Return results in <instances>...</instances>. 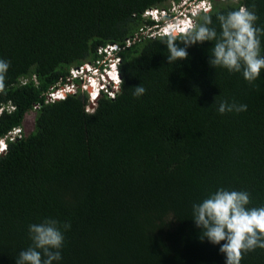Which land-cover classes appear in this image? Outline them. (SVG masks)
<instances>
[{
  "label": "trees",
  "instance_id": "16d2710c",
  "mask_svg": "<svg viewBox=\"0 0 264 264\" xmlns=\"http://www.w3.org/2000/svg\"><path fill=\"white\" fill-rule=\"evenodd\" d=\"M169 1L180 0H0V60L9 63L0 79V264H14L31 244L28 225L44 218L71 225L60 264H225L219 245L201 239L192 205L226 188L264 206V73L249 84L214 70L209 43L169 65L167 36L153 37L157 22L145 16ZM209 1L193 22L245 5L264 26V0ZM109 46L121 77L114 99L104 94L87 111L78 87L47 101L72 67L105 61ZM139 85L146 93L135 98ZM225 100L247 111L218 114ZM240 264H264V249Z\"/></svg>",
  "mask_w": 264,
  "mask_h": 264
},
{
  "label": "clouds",
  "instance_id": "9594fccd",
  "mask_svg": "<svg viewBox=\"0 0 264 264\" xmlns=\"http://www.w3.org/2000/svg\"><path fill=\"white\" fill-rule=\"evenodd\" d=\"M205 1L202 0L192 6L184 4L177 7L171 12L172 15L176 13L175 17L165 22L162 19L167 17L169 9L157 16H153L152 13L145 14L157 22L153 36L160 34L167 36L163 43L167 49L168 64L174 65L178 61L186 60L188 47L209 43L211 48L208 64L211 68L214 70L219 68L229 74H239L249 84L260 80L261 73H264V26L258 23L259 16L254 6L249 8L241 5L234 10L217 12L215 21L211 15L205 14L200 16L199 22H193L194 17L203 11V8L199 9L198 6L205 4ZM179 8H183L185 13L176 12ZM178 16H186L187 24L188 21H192L185 32H178L175 28L169 30L167 34L161 32L160 28L165 23H175ZM178 34L184 36L178 37ZM181 44L183 46H180ZM110 47L112 55L110 54L99 66L90 63L93 64V69L85 71V81L89 87L85 92L90 103L87 111H91L96 100L105 94L103 89H99L101 84L107 87V91L114 90V84L119 89L121 83L119 59L115 55L118 48L117 46L107 48ZM8 68L9 63L0 60V79ZM94 68L98 69V73L94 72ZM104 70L112 72L105 75L106 81L101 78ZM77 84L80 85L78 80ZM92 90L93 95L95 94L93 99L92 93L90 94ZM145 93L146 89L139 85L134 88L133 96L140 98ZM217 111L221 115L233 112L239 114L247 111V105L225 100L219 103ZM5 151L6 143L2 140L0 154ZM250 203V193L247 191L218 188L199 203L192 205L191 220L195 227L201 230V239L207 240L213 246L219 245V252L225 257V264H240L242 254L258 248L264 249V206L249 207ZM70 228V223L62 224L53 218H44L38 223L29 224L27 232L31 244L19 252L14 264H60L64 234Z\"/></svg>",
  "mask_w": 264,
  "mask_h": 264
},
{
  "label": "built area",
  "instance_id": "2783aa9c",
  "mask_svg": "<svg viewBox=\"0 0 264 264\" xmlns=\"http://www.w3.org/2000/svg\"><path fill=\"white\" fill-rule=\"evenodd\" d=\"M203 5H205V4H200L199 6H198V8L199 9H201V8H203V11L204 12H207L208 10H209V8H204L203 7ZM190 22V23H189ZM188 24H192V21H188ZM187 24V25H188ZM189 28V27H188ZM187 28V29H188ZM186 29V30H187ZM175 30H177V31H179V29H175ZM181 32H183V31H181ZM114 47H116V46H114ZM106 53H107V55L108 56H110L109 54H110V51H111V47L108 49V48H106ZM101 62L102 61H99V62H95V66H99L100 64H101ZM87 69H93V64H90V63H84V64H82L81 66H78V67H75V68H72V69H70V71H69V76H68V78H67V84H64V85H61V86H59V87H57L56 89H54V90H52V91H50V93L48 94V96H47V100L49 101V102H53V101H56V100H58V99H64L67 95H73V94H75L76 92H77V89H78V87L79 88H81L82 90H84V91H87L88 89H89V87H88V84H87V82L85 81L86 80V76H85V71L87 70ZM94 72L95 73H98V69L97 68H94ZM112 74V72L111 71H105L104 70V73L102 74V76H101V78L104 80V81H106V77H105V75L106 74ZM79 81V83H80V85H78V84H75L74 83V81ZM94 84H96V83H94ZM97 85V84H96ZM99 89H103L104 90V93L108 96V97H110V98H114L115 97V95H116V93L118 92V87H117V85L116 84H114L113 85V89L114 90H110V91H107L106 89H107V87L104 85V84H101L100 85V87H99ZM91 93H92V95H93V93H94V90H92L91 91ZM90 93V94H91ZM95 97V94L92 96V99ZM19 133H20V131L18 130H16V131H14V133L13 134H11L10 136H9V138H13V137H15V136H17V135H19Z\"/></svg>",
  "mask_w": 264,
  "mask_h": 264
},
{
  "label": "rangeland",
  "instance_id": "374dc122",
  "mask_svg": "<svg viewBox=\"0 0 264 264\" xmlns=\"http://www.w3.org/2000/svg\"><path fill=\"white\" fill-rule=\"evenodd\" d=\"M236 1V0H235ZM186 5V6H192L194 4H196L194 1H191L189 3V0H180L179 2H176V1H169L164 7H160V8H156V9H152L151 11H148L147 14L149 13H152L153 16H157V14H161V13H164V10H167L168 7H169V10H174L176 9L177 7L181 6V5ZM166 7V8H165ZM204 8H211V4H210V1L209 0H206L205 1V5H203ZM155 14V15H154ZM150 18V17H148ZM186 19L187 17L186 16H178L176 17V21L175 23H165L161 28V32H165L167 34V32L169 30H171L172 28H175V29H179L178 32H185L186 29L188 27H190V24L187 25L186 23ZM190 23V22H189ZM177 31V30H176ZM162 35V34H160ZM155 37V36H153ZM72 68H75V67H72ZM71 68V69H72ZM91 93V92H90ZM34 117H35V114L34 112L32 111L30 114H27L26 117H25V120H24V123H23V129L22 131L25 133V134H28L32 131L33 127H34Z\"/></svg>",
  "mask_w": 264,
  "mask_h": 264
},
{
  "label": "water",
  "instance_id": "95a60500",
  "mask_svg": "<svg viewBox=\"0 0 264 264\" xmlns=\"http://www.w3.org/2000/svg\"><path fill=\"white\" fill-rule=\"evenodd\" d=\"M92 108V107H91Z\"/></svg>",
  "mask_w": 264,
  "mask_h": 264
}]
</instances>
